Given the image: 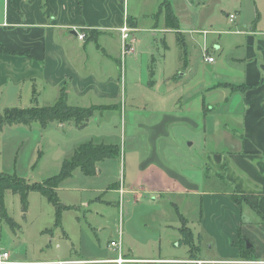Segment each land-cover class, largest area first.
I'll list each match as a JSON object with an SVG mask.
<instances>
[{
    "label": "crops",
    "instance_id": "0c3cea01",
    "mask_svg": "<svg viewBox=\"0 0 264 264\" xmlns=\"http://www.w3.org/2000/svg\"><path fill=\"white\" fill-rule=\"evenodd\" d=\"M150 1L160 7L165 0H48L53 13L47 16L43 9L45 0H0V110L28 107L21 104V97L25 95L30 106L34 93L38 104L43 99L54 104L63 87H66L69 106L103 108L96 113V118L102 117L107 110L117 111L120 106L123 111L122 102L130 101L135 105L138 95L131 92V85L138 81L136 85L144 86L142 80L138 76L136 78L135 66L149 60V53L135 49L123 60L119 30L129 22L134 39L135 35L146 30L155 32L162 28L164 32L181 35L183 32L175 14L178 29H168L165 15L154 9H144ZM256 1L264 6V0ZM173 2L170 0L172 8ZM257 13L262 17L263 11L259 6ZM160 19L163 20L162 27ZM79 34L85 39L80 40ZM234 34L243 36L242 45L238 49H228L227 61L201 90L206 102L204 106L210 110L206 111L205 118L211 120L215 118L212 112L219 101L213 93H223V106L229 108L222 116L220 127L223 143L206 152L200 164L198 158L187 164L171 154L174 147L160 145V139L170 138L171 129L175 126L190 124L198 127L191 118L181 116L178 101L182 97L167 96V92L162 91L158 100L144 101L145 111L158 120L152 125L151 122L138 125L148 135V150L140 153L141 158L135 152L131 166L136 169L127 184L135 205L149 201L150 197L168 199L180 219L174 230L181 235L183 230L190 232L192 242L194 233L189 220L184 212L182 214L179 204L171 202V198L201 195L204 204L201 229L208 242L213 243L211 249H216V253L213 258H197L192 254L196 250L192 243V256L189 258L137 257L134 248L126 251L122 245L124 226L123 230L120 226L118 238L114 241L120 242V252L126 258L140 260L144 264H264V27H249ZM219 48L215 45L212 51ZM180 50V64L183 60L187 63ZM165 60L164 56V64ZM215 63L214 58V62L209 64ZM170 78L164 76L165 81ZM220 84L227 86L215 89ZM151 87L154 91L155 88ZM157 101H164V106L158 111L154 103ZM214 122L209 129L206 121L203 126L209 141L214 137L216 140L220 133V125ZM178 160L181 162L176 165ZM214 179L226 183L231 190L220 194ZM231 196L239 201L235 202ZM138 212L139 209L130 208L123 225H126V234L147 244L151 237L140 234L136 227ZM37 232L42 234L43 231ZM54 239L48 246L45 240L27 242L10 249L1 248L0 260L4 253H8L9 264H112L108 261L120 254L108 245L105 251L85 255L82 249L76 248L71 234L66 233L65 250L59 244L54 247ZM247 243L250 248L246 247ZM242 246L252 249L251 260L243 257Z\"/></svg>",
    "mask_w": 264,
    "mask_h": 264
},
{
    "label": "rangeland",
    "instance_id": "374dc122",
    "mask_svg": "<svg viewBox=\"0 0 264 264\" xmlns=\"http://www.w3.org/2000/svg\"><path fill=\"white\" fill-rule=\"evenodd\" d=\"M173 1V13L179 19L182 35L164 32L162 28L155 32L146 30L135 35V49L149 53V60L142 64L139 62L135 66L136 78L138 76L144 85L143 87L136 85L135 82L138 81L133 82V87L131 85V92L138 95L135 105L130 101L122 102L123 111L120 110L121 106L117 111L107 110L102 113V117L91 119L83 128L73 123L65 125L53 122L43 129L38 122H34L31 126L7 125L0 130V175L20 179L27 185L43 184L48 179L60 175L64 162L71 159L75 150L84 143L92 141L95 144L104 143L120 149L118 157L97 163L95 174L86 175L82 170L76 169L71 177L59 185L56 191L58 206L61 207L59 215L57 207L38 191L28 192L27 210L24 211L22 193L7 190L0 205L15 224L12 225L5 220L0 206V250L45 240L48 246L53 237L56 239L54 247L59 244L65 250L67 233L71 234L73 242L77 244L76 248L82 249L83 254L97 253L99 250L105 251L109 242L118 238L119 227L121 226L123 230L124 226L122 245L126 251L134 248L137 257L183 259L193 254L197 258H213L216 249H211L213 243L208 242V237L201 229V214L204 212L201 195L196 198H190L188 195L171 198V202L179 204L194 233L192 243L196 245V250L192 254L191 248L186 244L184 233L181 235L174 230L180 219L174 205L169 204L168 199L150 197L147 202L134 204L133 195L127 191L129 178L136 169V167L132 169L131 163L136 157L135 152H138L139 157L141 152L148 150V135L138 128V125L141 122H151V125L157 123V117L145 111L144 101L146 103V100L151 98L158 100L162 91H166L167 96L177 95L179 99L182 97L178 101L181 116L191 118L198 127L190 124L175 126L171 129L170 138L160 139V145L174 147L171 154L178 156L187 164L196 158L200 164L206 152L213 150L212 148L217 145L220 146L223 143L220 132L222 116L229 108L223 106L222 92L213 93L216 98L219 97L218 103H215L216 109L212 112L215 118L206 119L205 113L210 110L208 106H204L206 102L201 96V90L212 81L216 72L220 71L223 63L227 61L228 49H238L242 45L243 36L234 33L238 30L245 31L249 27H264V6L260 2L258 4L256 0ZM257 6L263 11L262 17L257 13ZM144 9L147 11L154 9L158 13L160 7L155 6L154 1H150ZM231 15L236 16V19L231 21ZM159 24L162 27V19ZM167 28L171 29L168 26ZM215 45L220 48L212 51ZM205 48L209 49L208 55L211 54L216 59L215 64L205 62ZM180 49L187 63L183 60L180 64ZM164 76L171 78L165 81ZM179 80L180 82L176 83ZM151 86L155 88L154 91ZM226 86L220 84L215 89ZM21 98V104L29 106L26 96L22 95ZM207 99L208 96L206 101ZM163 102H154L156 111L164 106ZM38 105L51 106L53 103L43 99ZM2 112L3 110H0V114ZM213 120L217 122V126L220 125L218 126L220 133L216 135V140L214 137L216 143L214 140L209 141L208 132L203 130L205 121L209 129ZM180 162L178 160L176 165ZM214 180V183H217L216 190L220 194L231 190L226 183L223 184L219 179ZM137 195H140V192ZM130 208L139 209L136 227L140 234L151 237L147 244L142 240L133 239L129 233L126 234L123 219L127 217ZM150 208L151 210H148ZM38 230L43 231L42 234H39ZM110 256L113 258L112 254Z\"/></svg>",
    "mask_w": 264,
    "mask_h": 264
},
{
    "label": "trees",
    "instance_id": "16d2710c",
    "mask_svg": "<svg viewBox=\"0 0 264 264\" xmlns=\"http://www.w3.org/2000/svg\"><path fill=\"white\" fill-rule=\"evenodd\" d=\"M45 14L49 16L53 10L49 6L48 0L43 4ZM158 14H164L166 18V26L172 29H178L177 19L173 13L172 5L169 0H165L159 9ZM129 23V22H128ZM152 75V74H151ZM103 108H79L71 107L67 103L66 87H63L60 92L59 99L51 106L41 107L38 105L36 93L33 95L32 103L28 107H11L6 108L0 114V130L7 125H25L31 126L34 122H38L41 128L46 129L51 123L59 124L73 123L79 128L87 126L96 113ZM120 155V149L117 146L94 144L90 141L80 145L74 152L71 159L65 161L60 175L48 179L43 184L27 185L24 181L17 178L5 177L0 175V202L4 193L7 190L13 192L20 191L22 193L23 210H27V194L29 191L40 192L47 200L57 207V214H60L61 207L58 206L57 188L59 185L71 177L76 169L82 170L86 175H93L96 172V165L108 158L117 157ZM233 198V196H231ZM234 199V198H233ZM235 202L239 200L234 199ZM1 206V205H0ZM2 216L9 223H15L7 216L5 210L1 206ZM186 238V244L191 248V234L183 230ZM241 253L244 258L252 259V249L241 247Z\"/></svg>",
    "mask_w": 264,
    "mask_h": 264
},
{
    "label": "built area",
    "instance_id": "2783aa9c",
    "mask_svg": "<svg viewBox=\"0 0 264 264\" xmlns=\"http://www.w3.org/2000/svg\"><path fill=\"white\" fill-rule=\"evenodd\" d=\"M236 17L234 15L230 16V20L233 21ZM120 32V39H121V58L124 60L125 57H127L128 55H131L132 53L135 52V39L132 37V30L129 27L128 23L125 22L123 27L119 30ZM78 38L80 40H84L85 36L82 34L78 35ZM204 60L207 63H213L214 62V58L211 57L210 55H208V49L205 48L204 49ZM109 246L111 247V249L113 250H118L119 251V256L116 259L113 260H109V263L112 264H141V263H145L143 261L140 260H136V259H129L126 258L122 255L121 251V245L119 241H111ZM9 257L8 253H4L2 255V259L0 260V264H9V262L7 261Z\"/></svg>",
    "mask_w": 264,
    "mask_h": 264
},
{
    "label": "water",
    "instance_id": "95a60500",
    "mask_svg": "<svg viewBox=\"0 0 264 264\" xmlns=\"http://www.w3.org/2000/svg\"><path fill=\"white\" fill-rule=\"evenodd\" d=\"M251 246H250V244L249 243H247V248H250Z\"/></svg>",
    "mask_w": 264,
    "mask_h": 264
}]
</instances>
